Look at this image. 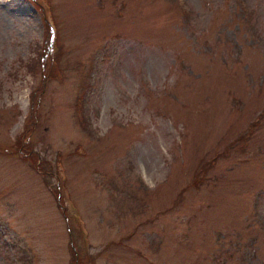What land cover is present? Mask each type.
<instances>
[{"label":"rangeland","instance_id":"obj_1","mask_svg":"<svg viewBox=\"0 0 264 264\" xmlns=\"http://www.w3.org/2000/svg\"><path fill=\"white\" fill-rule=\"evenodd\" d=\"M263 107L264 0H0V264H264Z\"/></svg>","mask_w":264,"mask_h":264},{"label":"trees","instance_id":"obj_2","mask_svg":"<svg viewBox=\"0 0 264 264\" xmlns=\"http://www.w3.org/2000/svg\"><path fill=\"white\" fill-rule=\"evenodd\" d=\"M183 14L188 13V10L186 9L184 12H182ZM183 16V15H182ZM56 37V35H55ZM50 38H51V31H50V26L49 24H47V37H46V46H44L43 48V52H42V56L44 57L43 60H41L43 63V71L45 70V68H50V66H52L55 63V53L53 54V48L49 47V43H50ZM56 51V50H55ZM62 52H60L61 54ZM63 54V53H62ZM264 120V107L261 109V111H259L256 115H254L252 117V120H250L246 127L243 128L242 130H238L233 134V138L230 140L229 143L224 145V148L222 149L221 152L216 151L213 153L212 158H210L209 160H204L203 158H199L198 162L196 163L195 166V170H193L194 175L192 176V179L190 181L191 184H193L195 187H198L200 185V183L203 181V179L206 176V167L207 165H210V167H212L215 164L216 159L219 156H229L231 153V150L233 149H239L241 151H246V148L249 145V142L251 141V139L253 138V136L255 135V130L259 127V125L262 123V121ZM38 124V121L36 120H32L31 123L28 125L27 129L28 132L25 133V135H23V137L21 138V140H18L15 144V147L12 148L9 146V148H6L7 150H9V153H16L17 152H21L23 153L25 156H28V159H31L32 163L35 164L36 160L38 159L39 162L41 163L40 159L42 160V163L40 164V166H42L44 168V170L47 172L48 167L45 166V158L43 156H39V154L34 151V145L33 143H31L30 141V135L33 131H35L34 129L36 128ZM25 128V130L23 131V133L27 130ZM17 145V146H16ZM20 157V156H19ZM32 157V158H30ZM27 159V158H25ZM30 161V160H29ZM37 162V163H39ZM49 170H52L51 168H49ZM64 185V182L62 181L61 183L57 184V187L59 190L58 192H60L61 187ZM176 202V201H175ZM61 206V204H60ZM64 206V204L62 205ZM65 208V206H64ZM220 235V232H219ZM223 236V235H222ZM72 235H70V240H72ZM220 237L215 236V239H219ZM71 244V242H70ZM73 244H75V239L73 238ZM226 244H228V246H233L234 244H236V242L230 238L226 239ZM224 247L227 246H223L220 250L223 251L225 250ZM83 251V250H82ZM220 252V251H218ZM257 250H253L251 251L252 258H257ZM212 262H215L216 264H227L226 258L221 256L219 253H213L212 254ZM71 264H96V262H94L92 259L89 258L88 254H83L82 256L79 254L75 255V257H71ZM152 264H159L157 262H153Z\"/></svg>","mask_w":264,"mask_h":264}]
</instances>
